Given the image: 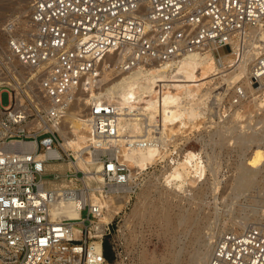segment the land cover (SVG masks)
I'll use <instances>...</instances> for the list:
<instances>
[{"label": "built area", "instance_id": "1", "mask_svg": "<svg viewBox=\"0 0 264 264\" xmlns=\"http://www.w3.org/2000/svg\"><path fill=\"white\" fill-rule=\"evenodd\" d=\"M28 22L29 29L16 18L5 23L0 52V264H106L113 221L99 232L101 199L126 183L128 170L115 151H102L103 180L85 182L57 127L79 109L98 142L117 137L118 107L94 96L108 56L120 57L116 76L195 51L209 49L219 62L238 56L249 31L264 25V0H30ZM251 78L264 80V48ZM59 198L78 199L81 215H54ZM208 264H264V220L219 234Z\"/></svg>", "mask_w": 264, "mask_h": 264}, {"label": "bare ground", "instance_id": "2", "mask_svg": "<svg viewBox=\"0 0 264 264\" xmlns=\"http://www.w3.org/2000/svg\"><path fill=\"white\" fill-rule=\"evenodd\" d=\"M29 1L19 0L17 2L19 7L13 8L14 12L17 11L20 15H11L6 19L5 15L0 16V30L3 33L5 21L14 18L18 19L25 29H29ZM9 4L11 5L12 2L0 0V13L11 8ZM23 15L27 17L26 20L22 19ZM3 20L4 22H2ZM258 32L259 34H257ZM4 44L5 49L2 52H6V37ZM260 48H264V25L259 28L254 27L249 31L245 45L238 47V56H233L231 53L222 55L221 62L208 49L192 52L178 61L139 65L112 78V72L120 62V57L115 55L107 57V59L113 57L110 59L112 62L109 61V64L106 65L108 71L106 70L103 82L99 85V94L94 96L118 107L117 137H103L98 142L91 136L88 123L79 119L77 115L79 109L71 110L65 122L57 127L63 136L64 148L72 150L73 152H71L76 158L72 164L85 172L83 177L85 182L93 179L100 183L103 180L100 173L103 163L96 157L102 151H115L117 159L129 169V173L127 172L128 174L125 176L126 183L118 185L115 194L101 199L107 210L100 216L99 232H103L104 226L120 215L134 194L138 195L137 201L130 214L125 215V225H130L129 223L134 218L143 220L158 218L163 222L167 232L172 230L175 219L169 212L170 200L168 196H180V192L185 191L187 187L199 185L206 179V164L200 153L188 151L184 147L185 143L193 138L187 132L198 126L201 116L205 118L209 115V112L207 113L209 102L206 100L210 97L215 98L218 104L217 108L220 109L224 106L221 100L225 94L229 90L233 91V97L236 100L230 104L231 108L234 106L235 109L229 115L231 117L229 124H232V117L244 116L247 113L245 119L247 124L242 126L239 122L240 128L235 134L226 135L228 134L227 130L232 129L231 125L224 124L223 127L218 128L217 132L219 133L221 130L219 135L223 136L222 140L226 139L231 142L233 138L235 139L233 145L241 142L243 151H245L244 148L250 149L254 143L264 141V125L262 124L264 123V109H255L258 106L255 94L258 91L264 93V80L255 82L251 78L252 63ZM114 57H117L116 60H112ZM236 84L240 85L235 90ZM211 89L213 94L209 93ZM239 90L243 93L240 94ZM250 96L253 98L250 99ZM86 99L89 100V98ZM211 104V106H215L214 102ZM80 105L82 104H79L78 108ZM215 108L212 107L213 112ZM219 109L216 110L218 113L221 110ZM213 112H211L212 115L215 114ZM212 115L210 116L212 117ZM260 124L262 125L259 127ZM210 135L206 140L204 135L199 137L198 133L196 139H201L204 144L206 142V144L209 142L212 144V151L207 152V156L213 166L217 156L215 150L217 141L212 134ZM91 144H98L102 149L93 153L90 149ZM172 145L174 148H171ZM258 147L257 154L261 155L260 145ZM53 155L59 156L60 152L55 151ZM159 165L160 173L158 175L155 169L150 171L151 168H156ZM214 169L215 166L212 171ZM239 170V175L234 182V190L246 191L258 184L257 162L251 165L243 159ZM217 178L210 186L213 190L220 182ZM59 191L60 189L57 188V193ZM259 191L264 195V186L260 187ZM155 195L164 200L163 206L158 207L155 204L153 201ZM82 206L83 204L78 199L71 198L70 202H65L64 199L59 198L53 205L52 211L54 215L79 217ZM256 214L264 220V206H257L250 212L225 220L221 233L235 230L226 229L225 226L230 223L239 226L240 229L246 228L249 220ZM178 215L175 216L178 225L194 223L192 217L185 214ZM195 224L197 234H199L202 228H200L199 217L195 219ZM217 236L218 233L213 230L202 236L203 240L199 251L197 250L199 257L196 261H199V264H208L214 246V238Z\"/></svg>", "mask_w": 264, "mask_h": 264}, {"label": "rangeland", "instance_id": "3", "mask_svg": "<svg viewBox=\"0 0 264 264\" xmlns=\"http://www.w3.org/2000/svg\"><path fill=\"white\" fill-rule=\"evenodd\" d=\"M8 1L12 2L11 5L9 4L11 8H8V10L3 13L1 12L0 16L5 15L6 19L11 15H20L17 11L14 12L13 9L19 7L17 4L19 0ZM24 4L26 3L24 2ZM22 19L26 20L27 17L23 15ZM2 22H4V20ZM4 42L5 36L0 30V52L5 49ZM227 51L228 47H221L219 49L221 54H225ZM111 58L113 57H110L109 59L106 58V65L109 64ZM116 58L117 57H114L112 60H116ZM113 75L114 74L111 76L112 78L116 76ZM239 85L240 84H236L234 89L236 90ZM212 91V89L209 90V93ZM211 94H213V92ZM233 96V91L231 92L230 90L225 94L221 100L224 105L220 108L221 110L217 108L218 104L216 103L217 101L214 97L207 99L206 102H209L207 113L209 112V115L205 118L204 116H201L199 118L198 126L187 132V134H190L193 138L185 143L184 148L188 151L200 153L204 163L206 164V179L199 185L196 184L187 187L185 191H181L183 194L180 192V196H168L170 200L168 207L169 212L175 219L172 230L167 232L165 226H163V222L158 218L150 220L134 218L132 222L129 223L130 225H125L124 217L126 214H130L135 202L137 201L138 195L134 194L131 197L129 204L110 224V233L104 237V246L108 253L107 264H199V261H196L199 257L197 250L199 251L204 233L212 232L213 230L219 235L224 228L225 220L227 221L234 216L250 212L252 208H256L257 206H264V195L259 191V188L264 186V141L254 143L250 149L244 148L245 151H243L241 149V142L233 145V141H235V139L232 138L231 142L226 139L222 140L221 137L223 136L219 135L221 130L219 133L217 132L224 124H228V126H232V129L229 131L227 130L226 133L228 134H225H235L240 128L239 122L242 126L247 124V121L245 120L247 113L244 115L245 117L243 115H237L234 118L232 117V124H229L231 119L229 115H231L235 109L234 106L231 108L230 104V102L236 100ZM255 96L257 98L256 105L258 104L255 109H264V93H262V91H258ZM250 97V99L253 98V96ZM211 102L215 103L214 105L216 108L215 106H211ZM2 103L4 106L10 103L9 94L7 92L2 93ZM212 107L213 109L215 108L214 112L212 111ZM218 109L220 110L219 113L216 111ZM211 112L215 114L212 115ZM210 115H212V117ZM218 115L221 116L219 117ZM224 115L225 117L227 115L228 116L225 118ZM262 124L264 125V123ZM262 124H260L259 127ZM198 133L200 134L199 137L204 135L206 140L209 136H211L210 134H212L217 141V143L213 141V143H216L215 150L217 155L214 160L215 164L213 165L215 166L214 171H212V162L211 160H208L207 156V152H211L213 146L210 142L208 144H206L207 142L204 144L201 139L197 140L196 135ZM187 134L185 133V135ZM259 145L261 148L260 151H262L261 155H259L260 153L257 154ZM171 148H174L173 145ZM103 154L107 155L108 152H103ZM243 159L248 163H251V165L255 162L258 163L259 173L257 176L259 179L258 184L251 189L246 191H237L234 190L233 187L235 179L239 175V166L241 165ZM57 165H59V163L55 164V167H57ZM58 167L67 169L68 164L63 163ZM154 169L158 175L160 173V165L156 168H151L150 171ZM127 170L129 173L128 168ZM215 178H217L220 182L215 186V188H217L213 190L210 186H212V182ZM206 180L208 184L205 182ZM64 182L66 181H62V183ZM58 186L59 185L57 184V187ZM191 188H193V190H190ZM153 201L158 207L163 206L164 200H162L158 195L153 196ZM177 214H185L190 218L192 217L191 219L194 220V223L189 222L178 225V222H176L177 218L175 217ZM198 217L200 228L202 227L199 234H197V226L195 224V219ZM259 220L263 219L256 214L255 217L249 220L247 226ZM225 227L226 229L232 228L235 230H241L239 226L232 225L231 223L227 224Z\"/></svg>", "mask_w": 264, "mask_h": 264}, {"label": "trees", "instance_id": "4", "mask_svg": "<svg viewBox=\"0 0 264 264\" xmlns=\"http://www.w3.org/2000/svg\"><path fill=\"white\" fill-rule=\"evenodd\" d=\"M104 250H105V246H104ZM105 255H106L107 259H108V253H107V250H105Z\"/></svg>", "mask_w": 264, "mask_h": 264}]
</instances>
